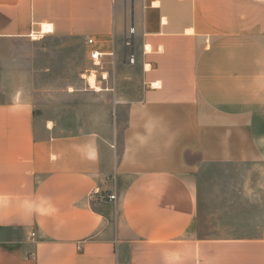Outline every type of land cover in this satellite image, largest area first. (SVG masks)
<instances>
[{
    "label": "crops",
    "instance_id": "obj_1",
    "mask_svg": "<svg viewBox=\"0 0 264 264\" xmlns=\"http://www.w3.org/2000/svg\"><path fill=\"white\" fill-rule=\"evenodd\" d=\"M88 37L115 82L61 120L0 67V264H264L193 233L203 168L264 166V0H0V43Z\"/></svg>",
    "mask_w": 264,
    "mask_h": 264
},
{
    "label": "rangeland",
    "instance_id": "obj_2",
    "mask_svg": "<svg viewBox=\"0 0 264 264\" xmlns=\"http://www.w3.org/2000/svg\"><path fill=\"white\" fill-rule=\"evenodd\" d=\"M103 61V69L91 73L93 64L84 45L75 39L0 43V67L10 74H29L34 84L30 99L47 117L58 120L78 98L94 92L89 77L95 76L91 78L98 88L99 84H114V61ZM198 200L195 236L264 237V166L222 164L203 168L198 174Z\"/></svg>",
    "mask_w": 264,
    "mask_h": 264
},
{
    "label": "built area",
    "instance_id": "obj_3",
    "mask_svg": "<svg viewBox=\"0 0 264 264\" xmlns=\"http://www.w3.org/2000/svg\"><path fill=\"white\" fill-rule=\"evenodd\" d=\"M132 34H134V28L130 29V35H132ZM86 44L90 48L89 51H88L87 57L90 60V62L93 64V67H94V69H93V71L91 73H96V72L99 71V69H101V70L103 69V64L105 63L103 61V58L108 56L109 54H105V53H103V52H101V51L96 49V47H95L96 46V41L94 40V38L88 37L86 39ZM126 45L127 46L131 45L130 39L127 40ZM110 55L112 56V54H110ZM129 63L130 64H134L135 63L134 55H130ZM103 74H105V73H103ZM102 77H103L104 80L106 79V76L102 75ZM89 87L91 89H93L90 84H89ZM109 199L111 201H116L117 200L115 194L110 195Z\"/></svg>",
    "mask_w": 264,
    "mask_h": 264
},
{
    "label": "bare ground",
    "instance_id": "obj_4",
    "mask_svg": "<svg viewBox=\"0 0 264 264\" xmlns=\"http://www.w3.org/2000/svg\"><path fill=\"white\" fill-rule=\"evenodd\" d=\"M43 30H44L45 33L50 32L51 31V27L50 26H44ZM91 77H95V76H91ZM91 77H89L88 83L92 86L93 89L97 90L98 87H97L96 83L94 82V80ZM94 79L96 81V78H94Z\"/></svg>",
    "mask_w": 264,
    "mask_h": 264
}]
</instances>
